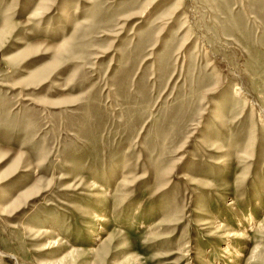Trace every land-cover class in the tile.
<instances>
[{
	"label": "rangeland",
	"instance_id": "374dc122",
	"mask_svg": "<svg viewBox=\"0 0 264 264\" xmlns=\"http://www.w3.org/2000/svg\"><path fill=\"white\" fill-rule=\"evenodd\" d=\"M263 218L264 0H0V264H264Z\"/></svg>",
	"mask_w": 264,
	"mask_h": 264
},
{
	"label": "bare ground",
	"instance_id": "6f19581e",
	"mask_svg": "<svg viewBox=\"0 0 264 264\" xmlns=\"http://www.w3.org/2000/svg\"><path fill=\"white\" fill-rule=\"evenodd\" d=\"M239 99L241 98V96H237ZM105 195V194H104ZM108 197H110V196H108V193L106 194V199L108 198ZM231 205H233V203H230ZM102 219V218H101ZM98 220L99 222H103L104 221V223L106 222V220ZM263 221H264V218H263ZM227 227L225 226V225H223V224H218L217 225V227H216V229L217 230H219V231H221V232H224V230L226 229ZM263 228H264V222L263 223H258V225H257V230L258 231H262L263 230ZM223 235L221 236V238L224 240V242H225V244H226V248H227V250L226 249H222L221 251H223L224 253H225V255L227 256V257H232L231 255H232V248H233V244L235 243L234 241H241L242 239H243V236L241 235V233L239 232H236V231H234V232H225V233H222ZM58 241H56V243H57ZM55 243V242H54ZM224 244V245H225ZM55 245V244H54ZM56 245H58V244H56Z\"/></svg>",
	"mask_w": 264,
	"mask_h": 264
}]
</instances>
